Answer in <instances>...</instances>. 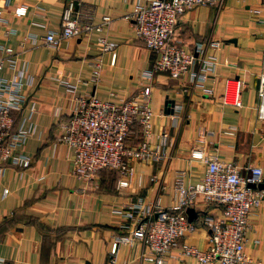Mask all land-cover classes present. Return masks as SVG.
Masks as SVG:
<instances>
[{"label":"crops","instance_id":"0c3cea01","mask_svg":"<svg viewBox=\"0 0 264 264\" xmlns=\"http://www.w3.org/2000/svg\"><path fill=\"white\" fill-rule=\"evenodd\" d=\"M68 1L0 0V43L15 51L27 96V106L14 113L15 127L28 116L32 123L31 134L18 147L30 158V165L22 168L0 160L4 264H110L113 241L134 227L129 222L130 227L123 228V220L112 209L137 197L159 200L164 207L173 205L175 173L184 170L189 184L205 173V164L191 157L192 150L241 167L258 165L264 175V121L256 118L259 77L264 74V11L255 13L261 0H214L178 18L171 43L176 41L193 53L197 44H206V56L214 57L213 74L206 82L213 92L208 95L153 70L156 54L135 36L130 18L136 0H72L97 23L108 16L101 34L117 44L115 65L109 64L110 55L105 53L99 82H90L91 63L100 52L99 33L63 39L56 50L42 42L49 32L59 34L61 12ZM17 8L26 12L16 16ZM211 41L220 42L218 48H210ZM13 74L5 64L1 75L10 79ZM226 78L243 82L240 109L220 103ZM66 83L75 85V91ZM144 89L150 93L152 134L143 138L141 127L134 123L127 144L136 147L144 140L155 146L165 135L166 157L157 163L132 160V180L126 188L118 187L120 174L111 169L99 170L90 181L78 179L72 173V153L57 143L75 99L95 95L119 102L140 98ZM168 100L173 106L167 105ZM31 105L35 111L29 115ZM231 127L236 128L234 134H227ZM191 208L197 215L192 221L195 229L179 243L206 250L210 232L203 220L220 216L222 207L205 204L198 196ZM248 222L244 253L253 264H264V200ZM141 252L138 242L120 245L115 264H142ZM171 253L175 258L168 264H195L183 258L178 248Z\"/></svg>","mask_w":264,"mask_h":264},{"label":"built area","instance_id":"2783aa9c","mask_svg":"<svg viewBox=\"0 0 264 264\" xmlns=\"http://www.w3.org/2000/svg\"><path fill=\"white\" fill-rule=\"evenodd\" d=\"M213 1L136 0L130 14L135 36L156 54L153 70L199 87L207 95L213 92L206 82L213 74L214 57L206 56V44H197L195 55L185 51L178 42L171 43V37L180 16L194 8L210 5ZM262 10L264 0H261V8L255 13ZM25 12V8H17L14 14L21 16ZM2 20L3 10L0 9V23ZM109 21L110 18L104 16L100 23L95 22L89 11L82 10L70 0L61 12L59 34L49 32L42 42L56 50L63 39L99 33L96 41L100 52L92 60L90 77V82L97 84L103 69L102 56L105 53L110 55L111 66L116 61L117 44L101 34L103 26ZM208 45L216 49L220 42L211 41ZM5 64L14 71L10 79L1 75ZM22 76L21 68L16 65L15 51L0 43V160L26 168L30 165V158L18 151V147L31 134L32 123L28 116L15 127L14 116L27 106V96L20 81ZM223 83L220 103L240 109L243 82L239 78H226ZM65 86L71 91L76 89L75 85L66 83ZM110 96L113 98L115 94L110 93ZM258 96L256 118L264 121V74L259 77ZM34 111L31 105L29 115ZM152 117L148 89L142 91L140 98L119 102H113L110 98L103 100L95 95L79 97L75 99L69 120L57 143L66 146L72 153V173L78 179L90 181L99 170L111 169L120 174L118 187L126 188L132 180V160L157 163L166 157L163 148L165 135L155 146L144 140L136 147L127 144L134 123L141 127L143 138L151 136ZM235 129L231 127L226 133L234 134ZM191 157L205 164V173L197 183L189 184L186 182L187 173L177 171L173 182V205L164 207L159 200L146 201L137 197L133 202L112 209L123 220V228L128 229L129 222L134 223V227L128 234L113 241L109 251L110 264L116 263L120 245H133L135 242L142 246V264H168L171 258H175L171 253L174 248L179 249L183 258L194 260L195 264H253L244 253V245L249 216L264 200V188H258L264 183L262 168L251 164L241 167L233 161H220L199 149L192 150ZM242 170L247 174L242 175ZM150 180L154 181L155 177L152 176ZM4 192L6 194L8 190ZM198 196L205 204L222 207L220 216H207L203 220L210 232L206 250L179 243L181 238L195 229V224L188 220L186 210L195 205ZM4 263V258H0V264Z\"/></svg>","mask_w":264,"mask_h":264},{"label":"water","instance_id":"95a60500","mask_svg":"<svg viewBox=\"0 0 264 264\" xmlns=\"http://www.w3.org/2000/svg\"><path fill=\"white\" fill-rule=\"evenodd\" d=\"M173 104H174L173 101L168 100V102H167V105H168V106H173ZM249 186L254 187L253 184H249ZM258 188H260V189L264 188V184H260V185L258 186ZM186 213H187V216H188V220H189L190 222H192V221L196 218V216H197V215H196V212L194 211L193 208H188V209L186 210Z\"/></svg>","mask_w":264,"mask_h":264}]
</instances>
